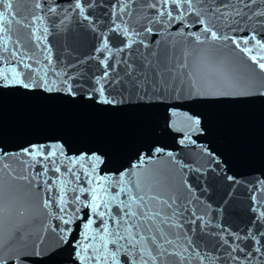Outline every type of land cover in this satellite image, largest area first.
Instances as JSON below:
<instances>
[{
	"label": "water",
	"instance_id": "water-1",
	"mask_svg": "<svg viewBox=\"0 0 264 264\" xmlns=\"http://www.w3.org/2000/svg\"><path fill=\"white\" fill-rule=\"evenodd\" d=\"M94 2L102 5L89 9L99 20L95 31L71 8L67 13L60 8L54 14L48 13L47 7L55 6L59 0H46V3L39 0L42 5L39 9L35 8L33 0H13L14 11L19 15L13 17L9 35L12 42L20 39L25 57H32L26 62L32 64L33 71L23 70V79L36 86L26 89L0 82V165L7 162L11 166V175L10 169L0 168V203L3 205L0 258L9 259L22 251L27 257L23 264H81L78 258L81 247L89 244L99 247L101 242L84 239V229H77L81 223L79 218L70 226L73 231L66 234L67 239L61 241L58 231L69 226L56 218L59 211L56 203L49 215V210L41 207L42 199L58 198L61 181L65 182L69 200L80 195L78 191H71L72 188L91 187L85 183L84 172L91 171L96 164L95 160L87 162V157L93 153L101 155L103 161L96 166L95 175L108 176L113 182L143 153L147 162L135 169L136 174L152 186L154 193L169 203L175 201L173 208L177 215L174 219L184 225L182 229L161 225L168 239L174 241L173 245L166 246L171 250L179 245L176 250L181 252L187 249L184 254L190 259L185 264H249L244 260H229L228 246L223 244V239L233 243L226 232L243 237L264 223L254 220L259 211H264V95L260 94L264 92V71L236 49L231 40L193 45L191 37L177 34L178 24L169 25L159 33L155 31L159 25H152V33H141L130 48H123L121 41L125 38L116 36L113 41L114 33L106 29L112 12L108 5L114 0ZM137 2L142 4L143 0ZM222 2L224 0H208L213 7ZM232 3L237 0H231L229 8ZM255 8L264 9V0H257L251 8H244V12L251 15ZM0 10H4L2 5ZM142 11L151 14L149 9ZM34 15L42 16L43 20L37 19L30 27H22L32 21ZM135 18L134 12L133 20ZM112 19L119 23L115 16ZM258 19L255 16L251 19L223 17L217 13L206 18L205 23L237 38L256 30L260 39L264 36V27L257 23ZM44 27L48 28L46 36ZM198 27L185 28L184 32H196ZM100 30L105 31L113 49L108 63L115 61L116 65L114 70H109V81L119 78L121 83L139 82V89L129 84L127 91L119 85L109 88L105 83V95L117 101L113 104L98 103L93 92V88L98 87L96 79L105 71L99 59L106 58L105 53L95 51ZM36 36L44 38L37 40ZM201 37L203 39V33ZM12 42L8 52L0 49V57H4L0 59V70L18 67L20 53L17 57L11 56ZM118 47L123 51H117ZM45 72L48 84L41 87L38 79ZM192 80L201 91L219 94L196 95L191 89ZM64 81L71 85L75 96L67 93ZM88 93H92L91 99ZM174 113L199 118L198 127L202 130H193ZM57 145L63 152L62 162L57 165L61 173L54 174L49 165L47 177L52 179L48 182L56 181L51 193L46 192L43 185H29L15 178L25 173L31 177L41 168L39 164L29 168L22 163L29 159L22 155L24 149L43 146L47 152ZM81 156L85 157L81 161L83 168L81 163L73 166L70 161ZM148 156L152 159L147 160ZM66 168L79 174L80 181L71 173H65ZM116 191L115 187L110 189L112 193ZM86 196L81 195V200ZM120 198L124 199L123 195ZM76 206L69 203V212ZM111 207L115 214L116 206ZM89 211L81 206L79 216L84 217ZM196 217H202L203 222ZM98 226L97 219L93 230ZM109 227L124 231L123 225H115L111 220ZM261 240L264 243V237ZM234 243L253 246L251 239ZM197 254L206 258L201 261ZM88 255L98 254L89 248ZM124 259L121 254V260ZM87 264H102V261L89 260ZM252 264H262V261L255 260Z\"/></svg>",
	"mask_w": 264,
	"mask_h": 264
},
{
	"label": "snow or ice",
	"instance_id": "snow-or-ice-1",
	"mask_svg": "<svg viewBox=\"0 0 264 264\" xmlns=\"http://www.w3.org/2000/svg\"><path fill=\"white\" fill-rule=\"evenodd\" d=\"M20 2H23V0H20ZM33 2L35 3V8L39 9L42 7L39 0H33ZM256 2L257 0H237V3H232L231 8H229L231 0H224V2L214 7L208 4V0H143L142 4L138 3L137 0H123L122 3L121 0H114L113 4L108 5L112 9V12L109 13V23L106 25V29L107 32L114 33L113 41H115L116 36H123L125 38L121 41L123 48H130L133 43L137 42L141 33H152L154 31L152 25H159L155 29L159 33L162 29L166 30L169 25L178 24L179 26L176 28L177 34L191 37L193 45H203L206 41L226 42L231 40L232 45L236 49L248 56L261 71H264V36L258 39L259 33L253 30L249 35L237 38L214 30L213 26L205 23L206 18L219 13L223 17L241 16L243 18L247 16L248 19H251L255 16L260 18L257 20V23L264 27V9H252L251 15L244 12V8H251ZM133 4H136V8H133ZM0 5L4 9L0 10V49L8 52L9 43L12 42V38L9 35L11 31L10 26L14 23L13 17L19 15V13L14 11L13 0H0ZM238 5H243V7H239ZM97 6L102 5L95 3L94 0H67V7H65V0H59V3L55 6H48L47 11L54 14L57 12V8H60L62 12L67 13L68 9L71 8L76 12L78 18L89 22L87 27L95 31L98 28L99 20L95 18V13L89 11V9ZM144 8L151 10V14H144L142 11ZM134 12L136 13V18L133 20ZM113 16L119 20V23H116V20L112 19ZM189 16H192L193 19L189 20ZM37 19L43 20V17L34 15L33 20L27 24H23L22 27H30ZM65 19H68L67 15ZM129 21H132V23L130 24ZM15 22L19 23V21ZM136 25H139V28ZM197 25L200 27L197 28L196 32H184L185 28L191 29ZM239 30L242 31L243 29ZM43 32L46 36L48 28L44 27ZM201 33L204 34L203 39ZM43 38L36 36L37 40ZM98 39L99 46L95 48V51L105 53L106 58L98 57L105 71L100 78L96 79L95 84L98 87H94L93 92L96 93V101L98 103L113 104L117 101L105 95V83H107L109 88L119 85L120 88L127 91L129 84L133 88L139 89V82L129 80L127 83H121L119 78H113L109 81V70H114L116 66L115 61L111 65L108 63V58L113 56V49L110 47L109 38L104 30L99 31ZM139 42L143 43V41ZM22 47L19 38L15 42H12L11 56L17 57V54L20 53L18 67L0 70V82L6 83L8 86H22L28 89L36 85L25 82L23 79V70L31 72L33 71V66L26 62V60L32 59V57H25L21 52ZM123 48L118 47L116 50L123 51ZM185 55H187V51ZM0 59H4V57H0ZM48 59L49 63H51L50 57ZM18 68L21 70H18ZM129 68H131L130 65ZM46 75L47 73L45 72L44 76L39 77V86L44 87L48 84V80L45 78ZM64 83L67 85V93L75 96L76 93L72 91L68 81H64ZM191 89L199 96L219 94L201 91L197 87L195 80L191 81ZM48 90H51V88ZM260 94L264 95V92ZM87 97L91 99L92 93H88ZM174 115H176L178 120L189 123L193 130H202L198 127L201 123L199 118L189 116L186 113H174ZM156 151L161 150L156 149ZM58 152L59 155H57ZM7 155V153H4V156ZM22 155L29 158L22 161L27 167L31 168L39 164L41 168L39 172H36L31 177L25 173L23 176L15 178L23 179L29 185L34 183L37 187L43 185L44 190L51 193L56 181L52 180V183L49 184L48 181L52 177H47L48 167L49 165L52 167L54 174L61 173V168L57 166L62 162L61 157L63 156V152L61 147L57 145L56 149L49 148L45 152L43 146H29L23 150ZM168 155L171 156L172 153L169 152ZM53 157H56V159H52ZM151 159L152 156L147 157V160ZM84 160L85 157L81 156L70 162L75 166V164L81 163ZM92 160H95L96 164L92 166L91 171L85 170L84 172V176L86 177L85 183L91 187L80 186L72 188L71 191H78L80 195H75L69 200L66 195L65 182L61 181L58 198L49 196L41 201V207L49 210V215H52L51 209L53 203H56V207L59 209L58 213H56V218L60 219L64 225L69 226L58 231V237L61 241L67 239L66 234L73 231L70 226L75 219L79 218L81 223L77 225V229L81 227L84 229V239L91 241L99 239L101 242L99 247H95L92 244L81 247L78 254L81 264H87L89 260L102 261V264H185V261H189L190 257L184 254L187 252V249L181 252L176 250L179 245H176L171 250L166 246L173 245L174 241L168 239V234L165 233L161 225H168L173 229H182L184 225L174 219L177 215V210L173 208L175 201L169 203L167 199H163L161 195L154 193L152 186L146 184L144 179L136 174L135 169L142 168L144 163L147 162L144 154L141 153L136 163L119 173L114 182L108 176L95 175L96 166L103 162L101 155H96L95 153L89 155L87 162H91ZM81 167L83 168L82 163ZM0 168L10 169L9 174L11 175V166L7 162L0 165ZM65 173H71L77 182L81 179V176L73 172L72 168H66ZM113 187L118 189V191L115 193L110 192V189ZM84 194H87V196L84 200H81V195ZM121 195H123L124 199L120 198ZM69 203L77 205L71 212L68 209ZM112 205H115L117 208L115 214L112 213ZM153 205H158L159 207L154 208ZM81 206L90 210L88 213H85L84 217L79 216ZM253 211H256V209H253ZM2 212L3 205L0 203V213ZM193 216H195V213H193ZM93 217L96 219H93ZM196 218L203 222L202 217ZM97 219L99 220V226L96 230H93V225L96 224ZM109 220L113 221L115 225H123L124 231L121 232L119 228L110 229ZM254 220L257 223L264 221V211H259L258 216ZM170 221L171 223H169ZM191 222L194 223L195 221ZM134 229L135 231H133ZM53 231H56V229H53ZM176 234L177 236L180 235L178 232ZM225 235L232 237L233 240V243H230L228 239H223V244L228 246L227 256L229 260L235 262L244 260L248 261L249 264H252L255 260H261L262 264H264V243L261 240V237H264V223L256 228L255 232L249 230L243 237L239 233L234 232H226ZM248 239L253 241V246L250 248L247 245L242 247L234 243L237 240ZM121 240H124L126 243L120 244L119 241ZM109 245L113 247L110 248ZM89 248H93L98 255H88ZM245 248H248V250L245 251ZM241 253L243 255H240ZM253 253H257L259 256ZM121 254L125 257L123 261L121 260ZM197 255L199 256V254ZM173 257L174 259H171ZM205 258V256H199L201 261ZM26 260L27 257L21 251L13 254L9 259L0 258V264H23Z\"/></svg>",
	"mask_w": 264,
	"mask_h": 264
}]
</instances>
